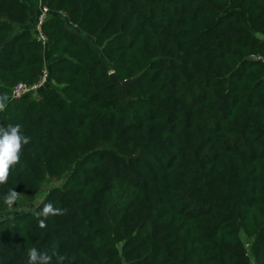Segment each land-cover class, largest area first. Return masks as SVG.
<instances>
[{
  "label": "trees",
  "instance_id": "trees-1",
  "mask_svg": "<svg viewBox=\"0 0 264 264\" xmlns=\"http://www.w3.org/2000/svg\"><path fill=\"white\" fill-rule=\"evenodd\" d=\"M0 0V126L30 137L0 185V264H264V0ZM95 37L98 50L83 34ZM48 82L12 98V88ZM137 77L122 97L112 80ZM56 264V255L52 257Z\"/></svg>",
  "mask_w": 264,
  "mask_h": 264
},
{
  "label": "clouds",
  "instance_id": "clouds-1",
  "mask_svg": "<svg viewBox=\"0 0 264 264\" xmlns=\"http://www.w3.org/2000/svg\"><path fill=\"white\" fill-rule=\"evenodd\" d=\"M7 96L0 95V111L6 107ZM22 126L20 124H9L7 127L0 126V185L7 182L10 169L16 165L21 156L23 146L30 143V137L22 135ZM18 192L15 189H9L4 196V204L11 206L19 199ZM39 207V205H37ZM33 214L39 217L38 226L41 229L47 227L46 221L49 217L65 215L67 209L55 207L52 202L45 203L43 207L36 211L32 209ZM56 255V264H64L66 257L48 252H40L33 247L27 252L25 264H52V257Z\"/></svg>",
  "mask_w": 264,
  "mask_h": 264
},
{
  "label": "rangeland",
  "instance_id": "rangeland-1",
  "mask_svg": "<svg viewBox=\"0 0 264 264\" xmlns=\"http://www.w3.org/2000/svg\"><path fill=\"white\" fill-rule=\"evenodd\" d=\"M34 30L36 31V28ZM83 36H85L92 43L93 46H95L98 50H100V48H98L95 44V37L86 34H83ZM125 97L126 99L128 98V96ZM65 177L66 174H63L62 177H55V176L48 177L47 180H45V182L41 185L38 194L33 199L27 197L24 194L19 195V199L16 202H14L13 205L8 206V208L5 211L0 213V218L10 217L18 212L28 211V210H32L33 208H36L37 205L43 201L49 190H51L53 187L63 185L65 181ZM240 236L245 246V249L247 250V253L250 255L251 264H256L253 254L251 253L252 239L249 236H247L242 230L240 231Z\"/></svg>",
  "mask_w": 264,
  "mask_h": 264
},
{
  "label": "built area",
  "instance_id": "built-area-1",
  "mask_svg": "<svg viewBox=\"0 0 264 264\" xmlns=\"http://www.w3.org/2000/svg\"><path fill=\"white\" fill-rule=\"evenodd\" d=\"M50 12H51L50 9L41 3L40 12L37 16L36 33H37L39 39L42 40L43 44H46L47 38L42 32L41 25H42L43 21L47 18V16L50 14ZM49 77H50L49 76V70H48V67L46 66L44 68L43 73L40 76L39 80L35 84L27 85L23 82L16 84L12 88V92H11L12 98H19L26 93L36 94L37 91L40 88H42L48 82Z\"/></svg>",
  "mask_w": 264,
  "mask_h": 264
},
{
  "label": "crops",
  "instance_id": "crops-1",
  "mask_svg": "<svg viewBox=\"0 0 264 264\" xmlns=\"http://www.w3.org/2000/svg\"><path fill=\"white\" fill-rule=\"evenodd\" d=\"M29 4V11L31 14V18L29 21L28 26L35 29L37 25V16L40 12V5H41V0H27ZM33 10V11H32ZM34 14V15H32Z\"/></svg>",
  "mask_w": 264,
  "mask_h": 264
},
{
  "label": "water",
  "instance_id": "water-1",
  "mask_svg": "<svg viewBox=\"0 0 264 264\" xmlns=\"http://www.w3.org/2000/svg\"><path fill=\"white\" fill-rule=\"evenodd\" d=\"M111 78L118 85L122 97L126 98L125 96H128V86L132 84L137 77L121 80L115 72H111Z\"/></svg>",
  "mask_w": 264,
  "mask_h": 264
}]
</instances>
